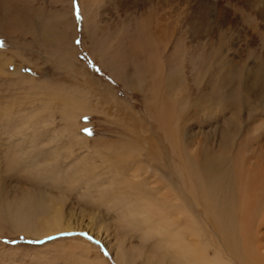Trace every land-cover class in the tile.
<instances>
[{
  "label": "rangeland",
  "instance_id": "rangeland-1",
  "mask_svg": "<svg viewBox=\"0 0 264 264\" xmlns=\"http://www.w3.org/2000/svg\"><path fill=\"white\" fill-rule=\"evenodd\" d=\"M211 1L216 2L208 9L214 23L219 0ZM125 9L114 0H0V176L28 192L0 200V264H235L186 186L178 147L171 146H177L172 125L183 123L184 136L196 133L189 154H196L204 139L213 168L229 160L235 146L224 153L220 135L209 137L206 131L215 121L223 125L231 107L238 143L249 129L252 118H246L247 109L237 113L239 97L231 91L236 92L241 79L236 63L246 43L252 37L255 50L264 45V26L254 20L248 40L239 41L229 31L234 43L227 48L229 57L216 49L217 40L199 46L173 40L175 56L168 69L175 91L178 87L186 98L179 107L174 103V109L185 119L173 115L166 132L157 120L165 94L149 79L153 66L149 62L144 70V62H134V55L147 48L128 50L159 39L134 18L125 22ZM253 48L247 51L248 66L262 57H255ZM209 88L217 99L204 118L191 103L202 91L211 94ZM256 117L264 121L262 114ZM258 133L253 129L250 135ZM183 134L181 139L177 135L180 141L188 139ZM253 145L235 161L241 196L251 184L254 162L246 157ZM44 198L61 206L70 229H38ZM254 199L258 201L257 193ZM254 217L259 238L264 209ZM259 252L264 254V248Z\"/></svg>",
  "mask_w": 264,
  "mask_h": 264
},
{
  "label": "bare ground",
  "instance_id": "bare-ground-1",
  "mask_svg": "<svg viewBox=\"0 0 264 264\" xmlns=\"http://www.w3.org/2000/svg\"><path fill=\"white\" fill-rule=\"evenodd\" d=\"M106 1L111 2L112 0ZM114 1H117L120 5H122L123 9L125 6L126 13L125 15H123V20H125V22L127 20H130L131 18H134L136 21H138V25H141L144 31L150 29L149 32L152 33L154 37L157 36L159 39V41H157L156 39H152L147 44L135 43V45L128 50L132 53V51L135 52L140 47L147 48L144 53L140 55H134L135 57L138 56V61L134 62H144V70L149 68L150 65L153 66L148 70V73L150 74L149 79L151 78V82L154 83V85L155 83H159V86L165 94V101H162L161 103L158 102V104L160 103V106L159 109H157V120L159 126L164 128L166 132V121L169 122L171 120V123H173V115L177 117V120L185 119H183V112H178L177 109H174V103L176 104V106L182 105L180 104L182 98H184V101L186 98L180 97V93H177V91H179L178 87L175 91V79H173L172 77V75L174 74H172L173 72L170 73V68L168 69L170 62L175 56V52L173 51L172 53L170 49L174 42L173 40L183 39L185 41L186 39L187 45L195 44L197 46L203 44L209 45L210 43H213V40H217V43L214 41L217 44L216 46H218L216 47V49L221 51V53H224L225 55H222H224L223 57H225L226 55H229L228 51L230 50L227 49L228 46L234 44L233 42H231L229 31L237 35L239 41H241L243 39L246 40L247 37L251 35V31L249 30V28L253 30L256 27L255 23H253L254 20H260L261 24L264 26V0H224L226 4H231L230 9L222 5L221 1L223 2V0H219L216 6L217 11L219 10V19L215 20L214 23V20L210 19L212 18L210 17L211 15L209 16L208 14V9L216 3L214 2L213 4V1L211 0H131L130 2H128L129 0H121L122 2L120 0ZM229 12H233L236 17H229ZM258 26L259 25H257V27ZM210 28L214 29L213 32L208 31V29ZM136 31H138V29L131 32V34ZM254 46L256 45H254V39H252L251 37V39L246 43L247 48L246 51H244V56H242L241 59L237 61L239 63H236L237 68L239 67L241 71V79L238 82V85H236L237 87L234 84L236 92H232L230 90L233 95L239 97V108H236L234 106L237 113L240 115L242 111L247 109L246 118H252V120L249 122V129L243 135L242 140L238 143V133H236L234 130L235 126L233 120L235 109L231 107L232 112L230 111V115L228 116L227 113V116L223 115L225 118L223 124L225 128L222 124V126H216L217 123H215L216 121L214 120V128L211 126V129L206 131L210 132L209 137H211V135L214 136L216 133L218 134V136L220 135V144L225 147H221L224 153L226 147L232 149L235 146L232 149L231 156H227L229 157L228 161H221L222 165H220V161L218 160L219 165L213 168L208 161L210 153L205 148L206 144L203 145L204 139L199 142V147L196 151V154H189V147L191 148L194 145L192 138L196 133L194 134L190 130L191 133L189 137L188 135H186L188 139H183L184 141H180L178 139V136H180L181 139V134L185 132L183 123L181 124L177 121L178 123H176V128L174 127V125H172L175 131L174 137L177 141V146L173 142L171 143V146H173L174 149L178 147V154L180 157L178 158L180 159V170L181 172L183 170L184 177L188 181L186 186H188L187 188L192 193L194 200L198 204L202 205L206 214L205 218H209V220L213 222L215 227L214 230L218 232L219 236H221V241L225 247L226 253L229 254L232 262L235 264H264V254L259 252L261 248H264V234L262 232L264 229V220L260 222V227L257 232V234L260 235L259 238L254 235L253 231L255 219L254 216L258 209L259 211L264 209V121L260 120L262 117H256V115L258 114L260 116L261 114L262 116H264V103L262 102L264 101V63H262L264 62V45L261 44L258 50H255L256 47ZM251 48H253L252 50L257 54L254 56H262V59L260 58V60L256 62L254 61L252 65L248 66L247 51ZM126 54L130 55L127 52ZM149 62L150 64L148 66ZM174 63L172 64L174 65ZM173 65L172 67H174L176 64L174 66ZM164 69H168V71H165ZM162 75H165V82L162 81ZM177 80H179L178 77ZM231 86L232 85L230 84V87ZM209 89L212 90L211 88ZM207 92V90L205 92L202 91V93L200 92L201 94L199 93L200 95L195 101H193L194 103H191V105L193 104L194 107L201 109L200 112L204 116V118L207 116L206 114L208 113L210 107L216 104L215 100H213L214 97H216L215 92L213 90L211 91V94H208ZM230 95L232 97V94ZM206 97H208V99H206ZM233 98L235 102V97H232L231 100H233ZM252 106L254 109L253 112L250 111ZM184 107L182 108L183 110ZM258 109H262L261 112L263 113H261ZM209 112L211 111L209 110ZM221 116L222 115H220V117ZM223 116L221 118H223ZM216 118L218 120L219 115ZM258 121H261V123L254 126V123ZM172 129L169 128L171 132L173 131ZM253 129L259 131L258 135H256L255 137H252L250 135ZM237 132H239V130ZM164 134L166 136V133ZM205 134L206 133H204V135ZM171 135L173 134H170L169 137H171ZM186 136L184 137L186 138ZM252 143H255L257 145L255 146V144L253 145ZM252 145L255 146V149L252 151L249 157H246V160H250V158H252V161L254 162L252 168L249 169L252 170L253 175L251 176V181L248 182H251V184H246V186H244L245 183L243 184L247 191L245 190L246 192L244 193V196H241L240 193L242 192H239L238 190L241 186L239 187L238 182L235 180L236 175L237 177L239 175L237 174L236 163L238 162V159L241 157L243 152L250 150ZM206 147H209V145ZM213 154L216 155L215 152ZM246 165L247 164L245 163V166ZM2 177L3 176H0V200L2 202L9 201L10 199L14 200L17 197L20 198V194L28 193L26 191L27 189L23 191L22 188L18 189L14 185H8L7 183L10 182L5 181V179H3ZM14 184L18 185L19 182L16 181ZM255 193H257L258 201L254 199ZM29 196L28 198H26L29 199ZM35 196L36 195H34V198H36ZM27 199L25 200L27 201ZM26 201L24 202L26 203ZM39 203L40 208H42L43 210L41 209L42 215L40 214L41 218H39V220L42 221H40L41 226L38 225V229H41V227H47V229L52 232L56 230H62L63 228L70 229L72 227L71 224H68V222L67 224L63 222V215L60 209V205H53L52 202H47L45 204L41 200L39 201ZM23 204L24 203L22 202V205ZM27 204V206H29V203ZM31 211L33 212V209ZM27 212L29 211L27 210Z\"/></svg>",
  "mask_w": 264,
  "mask_h": 264
}]
</instances>
